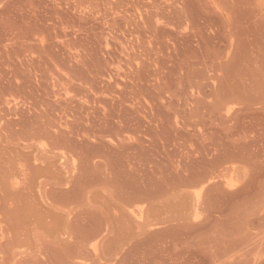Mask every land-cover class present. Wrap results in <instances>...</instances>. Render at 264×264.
<instances>
[{
  "label": "rangeland",
  "instance_id": "374dc122",
  "mask_svg": "<svg viewBox=\"0 0 264 264\" xmlns=\"http://www.w3.org/2000/svg\"><path fill=\"white\" fill-rule=\"evenodd\" d=\"M0 264H264V0H0Z\"/></svg>",
  "mask_w": 264,
  "mask_h": 264
}]
</instances>
